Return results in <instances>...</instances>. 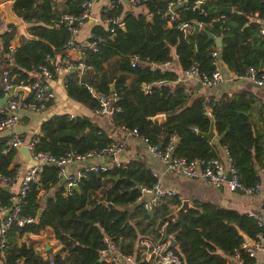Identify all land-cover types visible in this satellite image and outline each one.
<instances>
[{"label":"trees","instance_id":"1","mask_svg":"<svg viewBox=\"0 0 264 264\" xmlns=\"http://www.w3.org/2000/svg\"><path fill=\"white\" fill-rule=\"evenodd\" d=\"M9 1L13 16L26 28L19 46L11 53L7 76L15 87L29 86L42 80L40 67H49L57 54L64 58V45L71 35L60 22L61 17L79 15L81 3L88 0ZM195 1L185 0L182 5L174 6L171 13L168 5L173 0H145L139 14L125 10L120 4H113L106 12L100 11L101 22L91 28L92 37L87 42L94 38L103 42L96 43L94 51L83 49L77 63L66 61L74 72L78 64L83 69L79 76L64 83L65 95L91 112L98 108L96 96L114 95L112 106L116 111L109 117L111 127L135 130L138 137L159 148L174 137L177 144L173 156L177 158L202 162L217 158L216 148L221 147L234 166L238 182L251 186L261 176L264 178V103L252 93L241 91L222 96L214 105L212 100L188 95L182 86H170L176 75L160 71L159 67L174 58L182 73L196 66L199 74L209 77L214 71L209 53L216 50L230 74L243 75L250 68L264 73V35L259 33L264 20V0H203L192 9ZM220 8H230L235 13L220 14L217 12ZM115 18L124 29L114 26V35H110L101 23ZM191 23L200 27L196 35L178 30L179 25ZM7 29L8 32L0 35L5 52L15 31L13 27ZM204 32L221 38L220 49H215ZM134 56L153 69L130 68L129 61ZM4 65L1 57L0 74ZM142 86H149L147 94H143ZM21 104L22 107L36 105L31 96ZM51 106L49 100L39 112ZM159 115L164 117L163 122L151 121ZM210 121L217 137L214 145L197 135L207 132ZM36 140L35 151L54 159L97 153L111 143L110 137L87 118L69 119L67 115L43 120ZM7 141L8 138L0 137V175L12 178L19 166L15 151L1 153ZM253 163L259 167L258 172H254ZM59 171L60 167L55 165L44 166L38 181L27 184L18 217L33 222L20 227L12 224L8 228L5 264L17 261L48 264L49 260H42L30 248L13 243L16 236L44 230L52 232L61 246L60 252H64L62 257L56 255L50 259L53 264H104L98 262L97 256L103 249L104 238L113 242L119 253L133 256L137 264H146L134 246L138 236L161 243L158 223L159 226L167 223L165 234L174 235L175 247L171 251L180 264H230L225 258L232 259L235 252L242 264H252L253 259L240 250L243 242L240 234L250 241L257 237L264 241V228L255 219L209 203L190 200L192 209L176 217L172 215L179 206L175 197L160 199L151 213L140 206L134 207L138 189H151L156 184L155 177L139 160L104 170L83 171L75 181V188L66 191L63 187L50 194L60 182ZM41 191L45 195L44 203L38 196ZM10 197L0 188L2 206L11 207ZM103 203L111 207L108 209ZM129 206H133L130 211ZM38 210H42L39 216Z\"/></svg>","mask_w":264,"mask_h":264},{"label":"built area","instance_id":"2","mask_svg":"<svg viewBox=\"0 0 264 264\" xmlns=\"http://www.w3.org/2000/svg\"><path fill=\"white\" fill-rule=\"evenodd\" d=\"M10 4L12 1L7 0ZM130 7H138L141 6L145 0H126ZM203 0H196L193 3V8L198 6ZM94 0L83 1L81 3L82 11L77 16H62L60 22H62L67 31L70 33V40L64 45V51L71 48L73 45L72 38L76 34L77 30L89 19L90 9L92 7ZM185 2V0H173L172 3L168 5V11L171 13L174 6H180ZM113 4L123 5V0H110L108 4L102 8V12H106L107 10H111ZM256 16V15H254ZM0 21H2L0 19ZM4 20L2 21V23ZM262 26L259 30L261 35H264V20L262 21ZM104 29L108 31L110 35H114L113 27H119L120 20L118 18L115 19H104L101 23ZM178 30L183 34H187L191 30L190 24H181L178 26ZM9 30L5 28L4 32H8ZM91 34L88 35V40L91 38ZM87 40V41H88ZM103 40L100 38H94L93 41L87 42L85 46L79 48L78 55L81 57L83 55V49L95 50L96 43H102ZM14 51L12 48H7V51L4 53L2 59L5 63L4 68L0 74V90L2 92V96H7V100L5 101L3 107L0 108V113L3 114V119L0 120V133L7 131L12 133L10 139L4 144L1 153L7 154L11 151H15L16 154L20 147H25L28 154L29 165L25 168H18L14 173L12 178H7L5 176L0 175V188L4 191L8 192L11 197L9 199L11 203V207H5L0 204V264H5V249H6V232L8 228L14 224L17 227L22 226L23 224L32 223V219L19 218V205L22 202L25 191L27 189V184L36 183L38 181V176L41 173V170L44 166L55 165L60 167V171L57 174L59 178L62 177L63 168L76 161L83 162L91 158H101L111 156L112 159L115 158L116 155L122 149V144L117 142H111L108 146L104 147L97 153H90L84 156H70L67 155L64 158L54 159L47 154L42 152L35 151L34 147L37 143L36 137H32L27 141H23L14 133V129L19 120L18 110L22 107L21 100L16 96H13V91L15 86H13L9 78L7 76V67L11 64V53ZM64 56V55H63ZM209 57L212 60V65L214 67V71L212 74L207 77L205 75L199 74L196 70V66H192L187 71L183 72V76L186 80H195L199 82L200 85L203 86H213L221 82V74L217 70L216 67V58L217 53L216 50L211 51L209 53ZM66 58L62 57L58 60L53 59L52 63H50L49 67L42 66L39 68L40 75L42 80H37L33 82L29 86H19L25 89L28 92V96H31L34 103L37 105H29L26 108L34 113L39 112L42 109V106L47 103L49 100L53 98L51 92L49 91L48 84L63 70H72V68L66 62ZM165 66L163 65L160 68V71H166ZM130 68H145L153 69L151 65L146 64L144 62L139 61L137 57H132L129 61ZM77 71H81L83 66L78 64L76 66ZM232 79L234 80H247L252 85L257 88L264 89V73L261 69L250 68L243 75L232 74ZM160 84L157 83L155 85ZM143 94H147L149 92V86H142ZM16 98V100H14ZM98 103V108L92 112V114L96 116L110 117L113 112L116 111L113 108L112 104L115 102L116 98L114 95L102 96L98 95L95 97ZM208 115V112H206ZM69 119L74 118L75 116H68ZM121 132L131 134L133 136H137L135 130L128 131L126 129L121 128ZM140 138L143 144L146 146V150L148 154L156 158L165 168V170L171 174H175L178 176H182L188 180H200L205 182L210 187L215 189L225 188L229 192H238L240 194L246 196H257L260 193L262 186L260 181L251 185L245 186L238 182L236 177V172L234 166L223 149L224 160L221 161L218 158H210L202 162L197 161H187L184 158H177L173 156V149L175 146V138L171 137L168 143L162 147H156L150 145L146 139ZM119 164L115 163L114 166L117 167ZM98 168L92 167L88 170L95 171ZM101 169V168H100ZM101 170H104L102 168ZM87 171V170H85ZM261 173V172H260ZM81 175V174H80ZM76 178L67 177L64 182V188L66 191L75 187V181L80 177ZM262 175V174H261ZM227 176L229 178L227 179ZM262 177V176H261ZM264 184V183H263ZM40 186H38L39 188ZM139 195L136 199V204L140 206L147 213H151L158 204L159 200L164 197H173L174 194L170 191H162L158 187V183L152 186L151 189L139 188ZM179 199V198H178ZM249 217L252 215L248 214ZM256 224L259 227L264 228V222L257 221ZM167 226V223H163L157 229V233L161 238V243L152 242L148 237L144 238L140 241V246L143 248L142 250V261L146 264H180L179 258L175 255L171 250H167V242H163L162 238L165 234L164 228ZM172 236V235H167ZM103 249L100 250L99 257L108 264H135V260L131 256L123 255L118 252L117 246L110 242L108 239L104 238ZM240 250L247 255L248 258L255 259V255L257 252L264 254V241L257 237V240L250 241L248 243H241ZM232 261L237 264H242L239 259V254L237 252L234 253ZM14 264H19V262H15ZM48 264H53L51 260L48 261ZM257 264V263H253Z\"/></svg>","mask_w":264,"mask_h":264},{"label":"crops","instance_id":"3","mask_svg":"<svg viewBox=\"0 0 264 264\" xmlns=\"http://www.w3.org/2000/svg\"><path fill=\"white\" fill-rule=\"evenodd\" d=\"M5 1L7 0H0V4ZM109 1L110 0H94L90 9L89 19L77 30L76 34L72 38L73 45L71 46V48L63 52V55L67 59V61L75 64L80 60V57L78 55L79 48L85 46V44L87 43L91 28L95 25L100 24V11L108 4ZM125 10L128 11V9L126 8ZM130 11H132L134 14H139L143 12V9L141 6L131 7ZM0 19L2 21L4 20L2 14H0ZM17 20H19L21 24L18 27H13L15 28L14 35L7 48H17L21 42L22 35L25 34L26 26L20 19L17 18ZM2 21H0V35L5 31L6 28L4 22L2 23ZM191 31L192 29L188 34H191ZM4 53L5 50H3L2 48V41L0 38V59L1 57H3ZM54 58L55 60H58L60 59V55L57 54ZM216 67L220 72L222 79L220 83L213 86H203L195 80H186L183 76V73L180 71L178 65L176 64L174 58L165 66V70L176 75V80L172 82L170 86H182L185 88L188 95L200 97L204 100H212L217 104L218 100L222 96H228L237 92L247 91L252 93V95L261 103H264V89L257 88L247 80L232 79V74H230L226 67L220 62L218 56L216 58ZM79 75V70L76 72H74L73 69L69 71L63 70L55 77L54 80H52L48 84L49 91L51 92L53 98L51 99L52 106L50 108H47L45 112L34 113L29 111L26 107H21L18 110L19 120L14 129L15 135H17L25 142L32 137L38 136L39 125L43 120L47 118L56 115L85 117L99 130L105 132L110 137L111 142L121 143L122 149L114 159H112L111 156H107L101 158H91L83 162L74 161L66 165L62 170L63 174L60 178V182L51 190L50 194L58 191L59 188H63L64 182L66 181L67 177L76 178L83 171L88 170L92 167L106 169L114 166L115 163L121 164L126 163L130 160H139L150 170L152 175L155 177L160 190L170 191L174 194L173 197H175L179 201V206L183 200H187L189 205L190 200H194L202 203H209L222 209L233 210L237 213L247 215L250 214L252 215L253 219L264 222L263 187L261 188L260 193L257 196H246L238 192H229L225 188L215 189L213 187H210L203 181L188 180L183 178L182 176L167 172L163 165L156 158L148 154L146 146L143 144L140 138L131 134L123 133L119 129L114 130L111 127L108 117L96 116L92 114L91 111L86 110L79 104L66 97L64 83L67 80L75 78ZM18 97L21 101L25 100L23 99L22 94H18ZM11 134L12 133L10 132L4 131L0 133V137L10 139ZM216 141L217 137L214 133L213 141L210 143L214 145ZM216 155L217 158L221 161L224 160L223 149L221 147L216 148ZM15 161L17 165L22 169L29 165V163L23 161L22 156L21 154H19V152H17V154L15 155ZM263 183L264 178L261 177L260 184L263 186ZM38 196L42 203H44L45 195L42 193V191L38 193ZM133 206L137 207L138 205L135 203ZM133 206H129L127 210L130 211ZM156 228L158 229L159 226ZM143 239L144 238L138 236V240L136 241L134 246V251L136 250L137 255L140 257L142 256L143 250V248L140 246V241H142ZM13 243L16 246H19L21 244L25 245L42 260H50L56 255L60 257L64 255V252H60V244L54 239L52 232L49 230L40 231L37 234H23L21 236H16L13 239ZM97 256L99 263L102 262L104 264H108L99 257V253H97ZM219 256L225 258L223 254H219ZM131 257L135 260L133 256ZM225 259L226 261H228V263L229 261H231V259ZM253 263L264 264V254L257 252ZM135 264H137L136 261Z\"/></svg>","mask_w":264,"mask_h":264},{"label":"water","instance_id":"4","mask_svg":"<svg viewBox=\"0 0 264 264\" xmlns=\"http://www.w3.org/2000/svg\"><path fill=\"white\" fill-rule=\"evenodd\" d=\"M123 6L126 9H128V10L131 9V7L129 6V4L127 3L126 0H123ZM217 12L220 13V14H234L235 13V12L231 11L230 8H220V9H218ZM0 14H2V16H3L4 24H5L6 28L20 26V24H21L20 21L17 20V18L12 15L11 4L8 1H5L2 4H0ZM190 26H191V29H192L190 36H194L200 31V29H199L197 24L191 23ZM119 29L123 30L124 28H123L122 25H120ZM204 34H205V36L207 37L208 40L213 42L215 49H220V47H221V38L220 37L214 38L212 35H210V34H208L206 32H204ZM161 68H163V67H161ZM259 68H262L261 64H260ZM112 90H113V85H110V92H112ZM17 94H22L23 95V99H26L28 97V92L25 89L21 88V87L15 88L12 95L16 96ZM6 100H7V96H3L2 98H0V108L3 107V105H4ZM214 105H216V102H214ZM162 120H163V116L162 115L155 116L154 118L151 119L152 122H157V123H161ZM197 135L200 136L202 139H204L208 143L212 142L213 141V137H214L212 121L209 122L208 130H207L206 133H198ZM175 144H177V140H175ZM18 152H19V154H21L23 161L27 162L28 161V154H27L26 148L25 147H20ZM253 170H254V172H258L259 171V167L257 166L256 163H253ZM228 178H229V176H227V179ZM5 189L6 188H4V190ZM103 205L106 208H108V209L111 207L110 204H104L103 203ZM191 209H192V207L189 205L188 201L187 200H183L180 203V206L173 212L172 215H173V217H176L179 213L186 212V211L191 210ZM41 212H42V210H38L37 211V216H39L41 214ZM158 226H159V223L157 224V227ZM240 237H241L243 243L246 244V243L249 242V240L243 234H240ZM162 241L163 242L166 241L168 243L167 247H166L167 250H172L175 247L174 235L167 236L166 234H164V236L162 238ZM229 263L230 264H237L236 262H234L232 260L229 261ZM21 264H22V262H21Z\"/></svg>","mask_w":264,"mask_h":264},{"label":"rangeland","instance_id":"5","mask_svg":"<svg viewBox=\"0 0 264 264\" xmlns=\"http://www.w3.org/2000/svg\"><path fill=\"white\" fill-rule=\"evenodd\" d=\"M21 30V29H20Z\"/></svg>","mask_w":264,"mask_h":264}]
</instances>
